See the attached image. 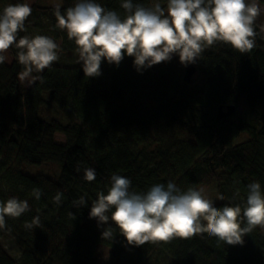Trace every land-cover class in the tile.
<instances>
[{"label":"trees","instance_id":"trees-1","mask_svg":"<svg viewBox=\"0 0 264 264\" xmlns=\"http://www.w3.org/2000/svg\"><path fill=\"white\" fill-rule=\"evenodd\" d=\"M78 0H62V14ZM123 18V0H95ZM151 7L150 0H133ZM2 14V13H0ZM264 10L255 23L260 33L256 47L241 54L230 45L216 43L193 64L200 85L186 89L177 77L183 70L174 59L138 73L133 58L125 56L117 67L106 61L102 75L84 76L74 41L56 27L54 5L32 6L20 36L45 35L58 41L59 53L76 52L77 62H54L42 73L44 82L24 87L17 74L15 46L12 62L0 65V202L11 197L27 200L31 211L19 218L6 217L0 229V264H98V248L110 249L116 263L126 264H264V229L244 237V244L226 245L207 233L169 243L131 246L116 230L113 241L102 239L104 226L89 218L98 192L107 194L113 174L125 176L131 189L146 192L152 185L174 181L181 191L215 184L224 199L215 206L243 207L247 185L258 181L264 191ZM190 83V82H189ZM175 90L170 101L162 97ZM151 98L138 101L141 97ZM243 98L253 121L239 116L216 120L217 107H236ZM246 132L248 139L235 143ZM66 138L55 143L54 134ZM51 162L59 174L30 176L27 165ZM94 168L96 179H84V169ZM79 169V170H78ZM43 195L36 200L32 190ZM62 202H53L57 192ZM238 192V194H237ZM83 196L87 206L77 202ZM39 215L41 226L26 222ZM111 215V212L108 213ZM10 238L20 256L12 257L2 243Z\"/></svg>","mask_w":264,"mask_h":264},{"label":"clouds","instance_id":"clouds-1","mask_svg":"<svg viewBox=\"0 0 264 264\" xmlns=\"http://www.w3.org/2000/svg\"><path fill=\"white\" fill-rule=\"evenodd\" d=\"M120 7L125 10L123 18L95 0H78L63 14L61 5H54L56 27L74 41L78 63L88 78L102 75V62L118 67L125 56L133 58L134 68L142 74L174 56L183 66L195 64L206 48L218 42L241 54L249 53L260 34L254 27L261 14L258 0H167L166 7L159 2L144 7L123 0ZM31 14L28 3L9 4L0 14V65L7 61L10 47L15 46L18 63L23 66L18 79L29 87L37 81L43 83L44 70L60 59V46L51 37L18 38L20 32L27 31L25 21ZM260 32H264V25ZM84 179L94 181L95 169L85 168ZM110 179L107 194L98 192L89 212L98 227L104 226L103 240L113 241L118 229L128 245L137 247L205 233L226 245L243 246L246 235L258 227L264 229V191L258 181L247 185L243 207L236 204L218 208L204 188L181 191L174 181H168L166 186L157 183L146 192H136L130 190L129 178L113 174ZM32 195L39 200L43 192L34 188ZM62 197L58 191L53 202L59 206ZM74 203L81 207L88 204L83 196ZM29 211L27 200L11 197L0 202V229L6 228V217L19 218ZM25 226L39 228V215Z\"/></svg>","mask_w":264,"mask_h":264},{"label":"rangeland","instance_id":"rangeland-1","mask_svg":"<svg viewBox=\"0 0 264 264\" xmlns=\"http://www.w3.org/2000/svg\"><path fill=\"white\" fill-rule=\"evenodd\" d=\"M155 2H159L161 3L162 7H166V3L167 0H150V6H152ZM260 8L264 10V0H258ZM16 3H28L30 4L31 8L32 6L37 3L39 5H47V6H52L55 4H60L62 3V0H0V13L3 12V9L9 5V4H16ZM263 22H264V18H263ZM57 44L58 41L54 40ZM8 59L5 62L7 65H9L12 60L13 57L12 55H10V52L8 50L7 53ZM60 59L57 61L59 64H67V65H73L76 64L77 62V53L76 52H66L65 54L59 53ZM173 59L176 61V63L179 62V57L178 56H174ZM193 65V64H192ZM183 76V70H180L177 73V77L182 79ZM191 82L187 83L186 89L191 91V89H193L194 87L200 85L202 79H201V74L200 72L196 71L192 78H191ZM21 83V82H20ZM22 86L27 87L28 86L26 84H22ZM175 93V90L170 89L166 92V94L163 95V97L161 98L162 101H170L173 94ZM145 101L148 100L149 102H151V105L154 104L155 102H153V100H151V98H145L141 95V97L138 99V101ZM236 111H235V115L239 116L244 122H246L248 125H253V121L250 118V116L248 115L246 108H245V102L244 99L241 98L236 107H235ZM53 139L55 143H60V144H64L66 142V138L58 133V134H54L53 135ZM248 139L247 133L246 132H242L238 138H236L234 141L235 143H239V141H246ZM264 142V139H262ZM59 169H60V165L57 164H53L51 162L48 163H44L38 166L35 165H27L24 168V172L27 175L30 176H37L38 174H43L46 176H54L57 175V173L59 174ZM199 188H204L205 189V193L207 196H209L211 199L214 200V203H217L220 201V199H218L219 195L217 193V188L215 184H210L209 186L206 185H202L197 187V189ZM2 243L4 245V247L7 249V251L12 255V257L14 258H18L20 256V251L19 249L14 245V243L11 241V239L9 238H2ZM110 249L108 248H98L97 250V257H98V264H126V263H119V262H115L112 260L111 256H110ZM166 264H173L172 261L167 262Z\"/></svg>","mask_w":264,"mask_h":264},{"label":"water","instance_id":"water-1","mask_svg":"<svg viewBox=\"0 0 264 264\" xmlns=\"http://www.w3.org/2000/svg\"><path fill=\"white\" fill-rule=\"evenodd\" d=\"M196 72V68L194 65L190 64L188 66H183V76L182 79L186 82L189 83L191 82V78L193 74ZM217 114H216V120L221 119V118H226L227 116L233 115L236 111L234 105H227L225 107L218 106L217 107Z\"/></svg>","mask_w":264,"mask_h":264}]
</instances>
